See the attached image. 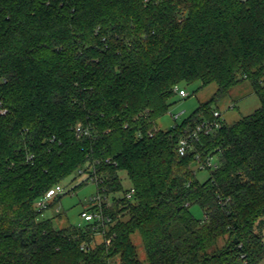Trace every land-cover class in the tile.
I'll list each match as a JSON object with an SVG mask.
<instances>
[{
    "label": "trees",
    "instance_id": "obj_1",
    "mask_svg": "<svg viewBox=\"0 0 264 264\" xmlns=\"http://www.w3.org/2000/svg\"><path fill=\"white\" fill-rule=\"evenodd\" d=\"M245 81L260 107L202 137L218 166L200 182L178 141L215 98L156 121L176 87ZM74 175L109 222L42 218L37 202ZM263 228L264 0H0V264H142L134 234L148 264H260Z\"/></svg>",
    "mask_w": 264,
    "mask_h": 264
},
{
    "label": "rangeland",
    "instance_id": "obj_2",
    "mask_svg": "<svg viewBox=\"0 0 264 264\" xmlns=\"http://www.w3.org/2000/svg\"><path fill=\"white\" fill-rule=\"evenodd\" d=\"M180 88L188 93V97L181 98L178 94L176 95L174 105L163 117L156 121V127L158 129H171L175 124L173 115L180 114L177 120V123H180L189 117L201 104L213 98H215L213 109L221 113L223 121L227 124H232L252 114L260 107L259 99L254 94L251 82L249 81L241 83L224 96H217L219 87L216 83H212L204 88L201 87L200 83ZM193 169L200 182H205L209 179L210 173L208 170L199 169L197 164L193 166ZM85 179L86 175H74L65 180L61 184L64 192L61 193L60 198H57V201L53 205H51L52 200L48 208L43 212L42 218H51L53 226L56 229H61L69 225H85L86 222L81 217V213L89 208L90 198L97 194L96 185L91 180L78 187ZM75 187L78 188L73 190ZM191 211L196 218H202L203 212L199 207L195 206ZM262 233L264 237V228ZM95 240L96 244L101 243L103 241V234H98ZM132 241L136 246L138 260L142 264H148L145 249L139 234H134ZM223 244L224 240L222 239L219 245L222 246ZM111 264H122V261L117 256L112 258ZM260 264H264V259Z\"/></svg>",
    "mask_w": 264,
    "mask_h": 264
},
{
    "label": "built area",
    "instance_id": "obj_3",
    "mask_svg": "<svg viewBox=\"0 0 264 264\" xmlns=\"http://www.w3.org/2000/svg\"><path fill=\"white\" fill-rule=\"evenodd\" d=\"M175 92L179 95L181 98L188 97V93L181 88L176 87ZM180 114L173 115V119L175 123H177V120L179 118ZM175 125V124H174ZM223 126V119L221 116V113L218 110H215L213 112V119L212 120H204L203 122L197 124L194 128L184 131L183 135L178 141V153L180 156H185L188 152L193 151L195 152V163L199 167V169L204 170H215L218 166V163L215 159V157L208 155L204 157L199 151H198V144H201L202 137L203 136H209L220 130ZM158 129V128H157ZM76 132L78 136L84 134L89 135V130H83L81 126H77ZM150 136H153L152 133L149 134ZM87 178V177H86ZM72 190V189H71ZM70 190V191H71ZM64 190L61 185H57L53 188H51L45 196L40 199L36 207L39 211L44 212L52 200H54L57 196L61 195ZM135 190L134 188H131L126 193V198L131 199L134 195ZM90 205L91 206H97V210L94 212L84 211L81 214V217L84 219L87 223H92L97 221L102 226L105 221H110L108 217H105L102 214V204L103 199L102 197L96 195L90 198ZM243 258V256H241Z\"/></svg>",
    "mask_w": 264,
    "mask_h": 264
}]
</instances>
